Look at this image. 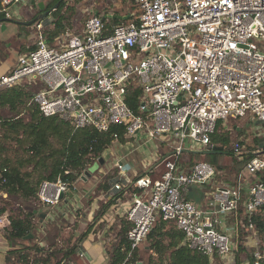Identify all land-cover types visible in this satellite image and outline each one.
Instances as JSON below:
<instances>
[{"label":"built area","instance_id":"built-area-1","mask_svg":"<svg viewBox=\"0 0 264 264\" xmlns=\"http://www.w3.org/2000/svg\"><path fill=\"white\" fill-rule=\"evenodd\" d=\"M25 1L0 0V15L13 18L14 8ZM132 1L125 22L108 28L105 16L93 13L54 44L37 23L33 48L0 75V89L39 84L31 102L43 116H56L74 129L106 132L120 126L125 143L139 147L163 143L164 134L177 136L178 144L171 142L166 153L142 163L144 173L132 180L121 181L132 166L122 158L113 164L120 174L113 190L131 199L125 211L130 249L122 264L159 220L173 222L188 248L218 255L224 264L233 263L236 238L244 231L248 258L239 264H264V236L260 242L255 221L259 213L264 218V144H257L245 165L250 179L239 173L219 181L222 172L208 162L180 164L183 152L215 147L211 135L220 121L247 117L264 127V0ZM136 88L134 110L126 98ZM231 149L239 158L238 139L231 140ZM205 185L213 188L202 207L187 193ZM68 189L60 179L43 180L37 197L54 204ZM6 211L1 231L10 225Z\"/></svg>","mask_w":264,"mask_h":264},{"label":"trees","instance_id":"trees-1","mask_svg":"<svg viewBox=\"0 0 264 264\" xmlns=\"http://www.w3.org/2000/svg\"><path fill=\"white\" fill-rule=\"evenodd\" d=\"M45 10H50L46 18L53 16V19L52 28L46 29L43 33L46 41L49 44H54L55 39L66 31V24L71 18L72 8L66 5L65 0H51ZM107 15H104V22L108 28L123 20V16L119 14L113 13L110 17ZM5 20V17L0 15V22ZM40 22H42L41 19H36L33 24ZM31 48H33V45L28 49ZM30 85L38 86L37 90L41 87L39 84L25 83L0 89V108H7L11 114L8 119L4 118L0 121L3 130V134L0 136V197L5 199L2 206H0V215L9 210L6 208H8L10 200L6 199L15 198L21 202L36 199L37 188L43 180L55 182L60 179L69 183L71 189L72 183L95 158H103L101 157L102 153L115 141L114 134H117V140L120 143L126 141L123 129L120 126L111 125L106 132H100L90 127L74 129L70 124L56 116H43L37 106L31 102L37 90L31 93L26 88ZM139 96V89L136 88L130 91L126 98L128 106L135 110L137 102H139ZM24 111L28 113L27 120L23 118ZM9 137L15 140L19 147L24 148L25 154H20L15 158L4 155L3 146H1L3 145L2 139ZM211 140L215 144V147L211 150L213 152H183L182 159H180L182 168L199 161H205L222 172L218 176L222 180L229 181L239 173L250 179L249 174L245 171V165L255 155L257 146H251L245 143V140L239 141L241 149H239L240 157L238 158L234 155L232 149L227 150L230 141L226 133L217 134L215 131L211 135ZM255 143L262 145L264 141L255 139ZM224 152H227L229 156H224L218 163V155L224 154ZM142 173H144L143 167L133 175L131 180ZM210 187L213 188V186H207V189L209 190ZM106 188H109L108 184ZM101 213H103V207L98 214ZM262 215L263 213H259L255 218L260 242H262L264 236V218ZM34 216L33 211L23 209L18 203L17 208L10 213V225L3 232L7 247L5 251L7 256L4 257V261L12 264H49L52 252L34 243L35 237L26 238L30 234L34 235L32 232L34 229ZM129 228V223L122 224V240L107 252L108 264H122L128 256L130 247L126 239V233ZM241 229L242 232L243 228ZM243 233L244 231L236 238V251L232 264H239L242 260L248 258V252L243 247L245 241V238L241 236ZM87 234L88 231L82 232L78 237V242L83 240ZM183 238V233L175 227L173 222L162 220L156 222L148 232L145 240L147 242L145 248L154 253V258L150 256L148 262L150 264H224V261L218 255L210 258L188 248ZM31 241L33 242L31 245H24L25 242ZM77 247L78 245L75 244L69 250L63 251L62 258L55 264L64 263V260ZM139 247L131 252L125 264H137ZM26 249L32 250V254Z\"/></svg>","mask_w":264,"mask_h":264},{"label":"rangeland","instance_id":"rangeland-1","mask_svg":"<svg viewBox=\"0 0 264 264\" xmlns=\"http://www.w3.org/2000/svg\"><path fill=\"white\" fill-rule=\"evenodd\" d=\"M65 3L72 8L71 18L68 20L65 28V30L68 29L71 31L79 30L83 21L94 12H98L100 15L112 12L114 14L125 16L134 9L132 0H65ZM21 8H25V6L21 5ZM36 9L37 8H35V11ZM52 19L53 16L41 19L42 22L40 23L43 26L41 29L42 32L48 28H52ZM122 22L125 21L122 20ZM5 26L6 27L3 29L0 27V37H5L7 39L0 43V58L6 59L11 57L12 61L15 62L19 53L26 51V49L34 44L37 28L32 22V24L27 27L28 29L20 30L18 35L16 31L15 36L11 38L10 36L14 29L10 26L8 27V25ZM37 87L38 86L30 85L26 88L33 93L37 90ZM10 115L11 114L7 108H0V121L4 118L8 119ZM23 118L25 120L28 119V113L25 111L23 113ZM2 131L3 130L0 126V136L3 134ZM216 133H226V136L230 141L227 150L231 149L232 139H238L239 141L245 140V143L256 147L257 144L255 143V139L262 140L264 138V127H261V124L257 121L248 123L247 117L235 119L228 118L225 121L219 122L216 128ZM176 138L177 136L174 134H164L161 137L164 142L161 144L154 142V145L159 144V147L165 148V151L167 152L169 150L168 144H170V148L171 142L178 144ZM2 140L3 145L1 146H3L5 156L15 158L20 154H25L24 148L22 146H20V148L16 141L11 137L7 139L3 138ZM185 141H187L185 146L191 147L190 142L188 140ZM137 146L138 144L136 142H134L133 145V143H120L118 140L114 141L108 149L102 153L101 157H103L104 160L103 158H95L86 169L90 175H86L85 178L82 179L80 177L82 174H80L72 183V188L70 189L69 187L66 193L59 196L57 203L47 205L42 203L39 200V197L24 202L15 198L6 199L10 200V204L8 208H6L9 209L6 211L9 216L10 213L17 208V203L20 204L23 209L35 213L33 218L34 229L32 231L34 234L33 237H35L33 242L44 247L47 251L52 252L49 264H55L61 259L63 251L69 250V248H72L75 244L79 245L78 237L90 226V231H93L94 234L103 235L105 249L109 251L116 244L114 237L117 233L118 220L114 221L115 219H110L107 221L104 219L102 222L98 223V219H95L94 217L98 214L100 207L103 204H106L111 198L108 192L109 188H106L107 184H113L114 177L117 175L118 178L120 175L117 174L118 170L113 166L115 160L122 158L124 163L129 162L132 158H135V155L133 153L130 154V152H132L134 147ZM195 152L198 153L200 151L198 150ZM126 154H130V156H126ZM224 156L228 157L229 155L227 152L218 155V163ZM100 160L102 161L100 162ZM150 164L152 163L150 162ZM133 168L140 170L142 169V165L139 164ZM221 180L222 179L219 178V181ZM121 181H124V179H121ZM109 185L108 187H110ZM67 193L72 194V196L68 197ZM4 200L3 197H0V206H2ZM3 232L4 230H0V264H12L4 261V257L7 256L5 254L7 247L5 240L1 239L4 238ZM33 242H25L24 245H31ZM146 244L147 242L144 241L142 245H140L137 257L138 260L136 263L150 264L148 262L149 257L151 256L154 258V253L145 248ZM29 251L32 254L33 251ZM74 259H76L75 251L64 260V263L61 264H76Z\"/></svg>","mask_w":264,"mask_h":264},{"label":"crops","instance_id":"crops-1","mask_svg":"<svg viewBox=\"0 0 264 264\" xmlns=\"http://www.w3.org/2000/svg\"><path fill=\"white\" fill-rule=\"evenodd\" d=\"M51 2V0H26L22 4L16 6L14 8V16L11 19H6L3 22H0L1 29L5 28V25H8V27H12L14 30L11 34V38L15 36V33L17 31V35L19 34L20 30L28 29L32 24V20L35 18L37 14H41L44 11H50L45 10L47 9L48 3ZM41 4V6H39ZM21 5L25 6V8H21ZM36 5V7H35ZM134 5V3H133ZM35 8L36 11H35ZM134 9L131 10V12ZM95 14L100 15L98 12H94ZM112 13V12H111ZM113 14V13H112ZM104 17V15H100ZM126 16V15H125ZM49 18V17H48ZM31 22V23H30ZM4 23H10V24H4ZM35 23L34 25H36ZM16 26V27H15ZM7 40L5 37H0V43ZM28 49H26L27 51ZM24 51V52H26ZM23 53V52H21ZM19 53L16 57L15 62L12 61V58H6L1 59L0 58V75L7 72L8 70L12 69L17 61L18 56L21 54ZM264 141V138L261 140ZM260 144V143H259ZM134 145V142H133ZM134 154L135 158H132L129 162H126L128 165L136 167V165H142V163H148L150 161V158L154 154H164L166 153L165 148L159 147V144L154 145L153 142L149 143L146 146L143 147H134L133 151L130 152V154ZM130 154H126V156H130ZM140 163H139V162ZM131 170H128L124 175H122V179H131L133 178V175L138 172L136 168H133ZM143 167V165H142ZM162 166H157L154 169L160 170ZM134 169V170H133ZM149 169V168H148ZM136 170V171H135ZM157 172H155L156 174ZM119 174V171L117 172ZM158 174V173H157ZM119 178V177H118ZM117 175L114 177V181L118 180ZM125 181H122L124 183ZM109 185V184H108ZM108 192L110 194V199L106 202V204H103L105 206H101L100 209L103 207V213L97 214L94 218L98 219V223L102 222L104 219L107 221L110 219H115L114 221L118 220L117 225V233L114 237V240L116 242L115 245L119 244L122 240V233H121V226L122 224H128L129 222L125 219V211L127 210L129 203L131 201L129 195H125L124 192H116L113 190L112 183L109 185ZM207 186H201V187H193L191 188L188 193L187 197L195 202L198 206H207L208 205V197H207ZM71 194L67 193V196L69 197ZM113 195V196H111ZM68 201V200H67ZM98 210V213L100 211ZM112 220V221H113ZM111 221V222H112ZM113 223V222H112ZM130 224V223H129ZM91 226L86 230L88 231L87 236L79 242L78 247L75 250V263L76 264H108V250L105 249L104 244L105 241L103 239L102 234H94L93 231H90ZM4 240V238H1ZM101 239V240H100ZM114 245V246H115ZM142 245V244H141ZM81 246V247H80ZM80 247V249H79ZM85 259V260H83Z\"/></svg>","mask_w":264,"mask_h":264},{"label":"water","instance_id":"water-1","mask_svg":"<svg viewBox=\"0 0 264 264\" xmlns=\"http://www.w3.org/2000/svg\"><path fill=\"white\" fill-rule=\"evenodd\" d=\"M39 6H41V4H39ZM50 11H44V12H42L41 14H38L33 20H32V22H34L36 19H42V18H44V17H46V15H48V13H49ZM31 23V22H30ZM208 152H213V151H200V153H208ZM102 160H100V162H101ZM86 175H90L89 173H88V171L87 170H85L83 173H82V175L80 176L82 179H84L85 178V176ZM62 195V194H61ZM70 196H72V194L70 195ZM33 235L32 234H30V235H28V236H26V238H28V237H32ZM137 264H140V263H137Z\"/></svg>","mask_w":264,"mask_h":264}]
</instances>
